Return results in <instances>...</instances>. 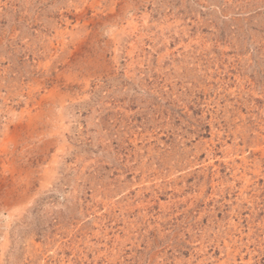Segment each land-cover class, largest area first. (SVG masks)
<instances>
[{
  "label": "rangeland",
  "instance_id": "obj_1",
  "mask_svg": "<svg viewBox=\"0 0 264 264\" xmlns=\"http://www.w3.org/2000/svg\"><path fill=\"white\" fill-rule=\"evenodd\" d=\"M0 264H264V0H0Z\"/></svg>",
  "mask_w": 264,
  "mask_h": 264
}]
</instances>
